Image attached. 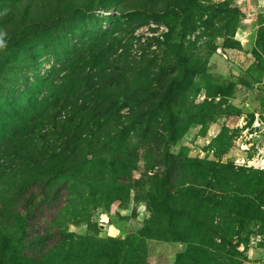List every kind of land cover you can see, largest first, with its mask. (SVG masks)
I'll return each mask as SVG.
<instances>
[{"label": "rangeland", "instance_id": "374dc122", "mask_svg": "<svg viewBox=\"0 0 264 264\" xmlns=\"http://www.w3.org/2000/svg\"><path fill=\"white\" fill-rule=\"evenodd\" d=\"M126 1L130 0H0V131L2 127L14 128L13 118L29 109L34 97L46 96L37 82L47 78L65 50L92 35L112 34L116 25L126 22L119 21L117 13L118 5ZM154 1L164 4L171 0ZM198 2L204 6L203 14L195 17V31L182 45L179 30L170 39L165 37L174 15L120 34L132 55L142 54L138 51L151 38L159 39L163 47L152 42L145 51L152 58L163 59L168 67L172 61L176 64V45L184 47V59L199 73L190 74L185 81L189 84L184 105L175 110L178 116L172 118L166 112L155 115L150 129L137 124L138 132L130 133L127 143L120 144L123 152L119 160L111 154L113 144L108 146V168L94 190L81 185L72 195L63 189L60 196L57 185L48 184L46 174L35 171L30 186L25 187L19 179L28 171L23 175L21 168L11 170L10 179L0 186V203L4 195L15 199L22 217L31 218L26 232L16 226L19 218L0 219L2 249L3 239L16 235L17 249L27 259L23 264H35L33 260L42 248L39 240L47 238L48 246L56 241L57 229L48 233V225L54 217L60 220L61 211L70 207L71 213L73 209L79 213L72 219L77 223L67 224L66 231L73 239L81 238L108 254L115 251L121 261L177 264L190 244L177 239L181 230L172 226L158 199L163 185L158 196L154 190L163 178L159 174L167 165L169 169V161L173 166L172 155L182 163L193 159L228 165L236 171H264V0ZM236 9L240 15L234 18ZM58 15L67 16L66 23L45 29ZM11 38L14 43L6 46ZM64 38L68 42L61 47L58 42ZM121 113L128 115L127 109ZM3 117L8 118L5 126ZM175 123L179 124L177 129ZM173 133L175 141H168ZM104 136L110 137L109 133ZM204 172L202 166L195 182L210 191ZM178 173L167 189L175 191L191 182L188 172ZM94 196L100 199L94 201ZM258 228H253L254 232ZM237 242L235 238L234 244ZM238 251L244 252L241 264H264V234L253 233L249 245L240 244Z\"/></svg>", "mask_w": 264, "mask_h": 264}, {"label": "trees", "instance_id": "16d2710c", "mask_svg": "<svg viewBox=\"0 0 264 264\" xmlns=\"http://www.w3.org/2000/svg\"><path fill=\"white\" fill-rule=\"evenodd\" d=\"M203 8L198 0H171L164 4L154 0L122 2L117 8L119 21L127 20L116 25L112 34L92 35L65 50L47 78L37 82L46 96L34 97L30 108L13 118L14 128L4 130L2 127L0 131V186L10 179L11 170L21 168L23 175L28 171V175L19 179L25 187L30 186L29 181L36 171L48 176L49 185H57L56 193L60 196L63 189L72 195L81 185L93 190L98 188L108 168V146L113 144L111 154L119 160L123 152L120 144L125 145L130 133L138 132L137 124L150 129L153 124L150 119L155 115L166 112L172 118L178 116L176 111L184 105L189 84L185 81L190 74L199 73L187 64L189 60L184 59V47L180 45L195 31V17L203 14ZM170 15H174L175 20L168 25L169 33L165 37L170 39L179 30L176 64L172 61V66L168 67L163 59L146 53L152 42L163 47L156 38H151L138 51L140 55L126 50L120 34L133 32L151 21L157 22L158 18L164 21ZM239 15L236 9L232 17ZM232 17L228 19L230 23ZM67 20V16L58 15L44 27L51 29ZM8 40L6 46L10 47L14 38ZM67 42L64 38L58 43L63 47ZM61 74L64 75L61 77ZM124 109L127 116L121 113ZM3 123L5 126L8 118L3 117ZM175 126L177 129L179 124ZM105 133L110 137L104 136ZM174 133L168 141H175ZM173 157V166L169 161V169L167 165L159 174L163 178L154 190L158 196L163 185V194L158 199L172 226L181 230L178 233L182 236L177 239L190 244L188 250L179 255L177 264H241L239 258L244 257V252L238 251V246H248L255 232L264 234V171H236L228 165L193 159L182 163L179 157ZM160 165L158 167H162ZM202 166L205 168L202 177L210 191L195 182ZM185 171L192 177L191 182L184 184L181 190L166 188L173 177L180 174L178 172ZM1 198L0 219L15 216L19 218L16 226L26 232L31 217H22L15 199H8L6 195ZM99 199L94 196V201ZM78 215L74 209L71 213L68 207L61 211L60 220L52 219L47 232L57 229L56 241L48 246L47 238H41L42 248L33 263L134 264L133 260L121 261L115 251L108 254L106 249L98 250L81 238L73 239L66 231L67 224L77 223L72 219ZM256 227L259 230L254 232ZM14 236L3 239L0 264H23L27 260L18 251L19 242Z\"/></svg>", "mask_w": 264, "mask_h": 264}]
</instances>
